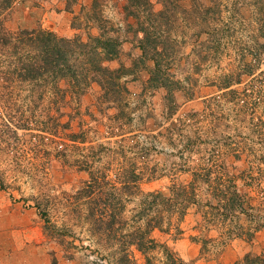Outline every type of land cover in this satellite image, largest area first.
Listing matches in <instances>:
<instances>
[{
    "label": "rangeland",
    "instance_id": "obj_1",
    "mask_svg": "<svg viewBox=\"0 0 264 264\" xmlns=\"http://www.w3.org/2000/svg\"><path fill=\"white\" fill-rule=\"evenodd\" d=\"M149 1L155 12L162 9L158 0ZM172 1L179 7L170 4V9H190L188 0ZM234 1L237 0L218 1L221 15L216 16L223 21L216 24L223 28L221 48L207 59L195 38L201 28L194 27L187 15L178 13L170 30L171 55L162 64L167 65L172 81L179 82L186 95L174 93L178 109L170 119L163 112L165 91L153 90L147 84L152 63L139 61L141 36L136 33L135 21L123 12L125 0H76L71 12L64 10V0L16 1L5 21L9 31L42 29L57 37L79 36L85 41L88 35L98 36L100 29V34L116 40L119 46L117 59L105 63V67L123 66L131 73L120 82L127 92L122 93L125 105L119 111L97 103L101 92L96 85H90L80 98L77 114L69 110L65 101L60 103L53 90L39 96L46 86L18 83L5 89L7 86L1 84L0 264H109L104 242L90 234L85 208L79 206L75 196L87 179L79 168L85 154L82 149L91 145L104 143L114 151H122L126 161H135L137 168L143 169L144 178L139 184L142 193L168 196L173 183L190 178L180 172L181 166L195 169L206 161L226 163L238 184L249 179L264 185V76L259 75L264 72V55L259 72L234 85L232 97L216 88L221 75L231 74L238 67L240 49L250 50L256 43H264L256 33L258 25L250 21L249 8L236 14L232 9ZM205 5H210L208 0ZM204 38L205 35L199 42ZM245 91L251 94L249 98L243 95ZM78 125L92 129L87 136L80 135ZM110 129L113 133L117 129L115 133L125 137L111 138L107 134ZM97 131L103 133L100 140ZM59 135H77L87 140L83 145L63 140L68 147L62 148L54 144ZM138 136L140 144H135ZM124 139L128 140L126 144L120 143ZM110 157L96 167L114 168L120 163L116 158L107 160ZM257 192L253 186L246 190L250 198ZM126 204L125 218L129 219L137 200ZM238 223L245 229L251 225L244 217ZM50 225L57 227L52 234L60 236V243L47 236ZM183 228L185 235L178 241L158 233L154 237L184 262L233 264L247 254L264 253V230L251 240L223 239L192 213ZM208 238L216 239L215 245H208L201 254L200 240ZM134 257L138 264L144 263L139 253L134 252Z\"/></svg>",
    "mask_w": 264,
    "mask_h": 264
},
{
    "label": "trees",
    "instance_id": "obj_2",
    "mask_svg": "<svg viewBox=\"0 0 264 264\" xmlns=\"http://www.w3.org/2000/svg\"><path fill=\"white\" fill-rule=\"evenodd\" d=\"M16 1L0 0V59L3 60L1 61L3 67H0L2 68L0 87L3 84L7 86L5 89H9L18 83L33 84L36 87L43 85V88L46 86L47 89L45 87L39 91V96H46L44 94L48 95L53 90L52 94L60 103L65 101L69 110L77 113L81 108L80 98L84 97L90 85H96L101 92L97 103L106 104V108L111 106L119 111L121 105H125L122 93L127 92L120 82L131 73V70L123 66L108 69L104 65L117 59L119 54L117 41L105 38L100 34V29L98 36L88 35L85 41L79 36L57 37L53 32L42 29L9 31L5 21ZM206 1L188 0L190 9L181 8V11H176L169 8L170 4L177 5L172 0H158L162 9L155 12L149 0H125L123 12L135 21L136 33L141 36L138 40V49L141 53L139 61L146 60L152 63L151 69H148L147 84L153 90L165 91L163 112L166 119L174 116L178 109L174 93L181 92L186 95L179 82L172 81L167 65L162 64V61L171 55L170 30L177 20L178 13L187 15L186 18H190V21L186 20L194 27L201 28L196 32L195 38L201 48L200 53L203 52L206 59L220 51L223 28L216 24L223 21L218 18L221 15L218 11L219 0H208L209 6L205 5ZM64 2V10L71 12L76 0ZM247 8L250 21L253 19L258 25L255 28L258 37L264 39V0L250 2L237 0L232 5L236 14L241 9L247 12ZM203 35L204 40L199 42ZM239 52L238 67L231 74L221 75L216 86L217 91L224 92V96L227 97L235 94L231 88L241 84L243 77H252L259 72L261 56L264 55V43L258 42L254 49L242 48ZM259 75L264 76V72H259ZM243 95L249 98L251 94L248 95L245 91ZM78 126L80 135L86 133L87 136L92 129L87 125L85 128ZM116 131L117 129L113 133L110 129L107 134L111 138L125 137V134L119 135L115 133ZM96 134L101 137H98L99 140L103 138V133L97 131ZM77 135H59L60 139L57 138L54 144L62 148L68 147L66 143H62L63 140L69 141L70 145L85 144L87 139L79 138ZM140 140L138 139L135 144H140ZM126 141L128 140L124 139L120 143L126 144ZM105 145L100 143L82 149L85 154L83 152L84 157L79 168L86 173L87 179L76 191L75 196L79 206L85 208L90 234L97 236L99 241L103 240L108 252L105 259L109 264L114 261L115 264H138L134 252L140 254L143 264H194L184 262L166 244L159 243L151 237L154 231L174 238L180 236L182 234L180 224L190 213L198 217L200 222L217 230L219 237L223 239L233 237L251 240L256 233L264 230V191L262 192L264 185L261 181L251 182L249 179H243L238 184L237 178L231 175L232 168L226 163L206 161L195 169L189 168L188 165L181 166L180 172L189 174L190 178L184 183H173L168 196L159 192L142 193L139 184L144 178L143 169H138L135 161H126L122 151H114V148ZM138 148L141 151L140 145ZM140 153L138 152L139 155ZM106 157H110L107 159L110 161L116 158L120 163L114 168L96 167L97 163ZM251 186L258 190L256 197L247 196L246 190ZM133 199L137 200V205L127 219L126 203ZM40 213L44 214L43 211ZM241 217L248 219L251 224L249 228L245 229L238 223ZM56 229L57 227L50 225L47 228V236L60 243V236L54 237L55 234L54 236L52 234ZM215 242L216 239L212 238L200 240L201 254L208 245H215ZM233 264H264V253L247 254Z\"/></svg>",
    "mask_w": 264,
    "mask_h": 264
},
{
    "label": "crops",
    "instance_id": "obj_3",
    "mask_svg": "<svg viewBox=\"0 0 264 264\" xmlns=\"http://www.w3.org/2000/svg\"><path fill=\"white\" fill-rule=\"evenodd\" d=\"M16 4V2L14 3V5ZM13 5V6H14ZM13 8V7H12ZM11 8V9H12ZM11 11V10H10ZM8 16V15H7ZM6 22H7V20H6ZM187 218V219H186ZM185 221H183L181 224H180V228H181V230H182V234L180 235V236H178V237H176V238H174V237H172L171 235H165V236H170V237H172L173 238V241H178V240H180L184 235H185V233H184V228H183V225L186 223V221L187 220H189L190 219V214H188V215H186V217H185ZM195 227V226H194ZM193 228V227H192ZM261 232V231H260ZM155 233H158V234H160V235H164V234H161V233H159L158 231H154L152 234H151V237L153 238V239H155V237H154V234ZM259 233V232H258ZM158 241V240H157ZM202 259H203V257H201ZM194 263V262H193ZM195 264V263H194Z\"/></svg>",
    "mask_w": 264,
    "mask_h": 264
}]
</instances>
